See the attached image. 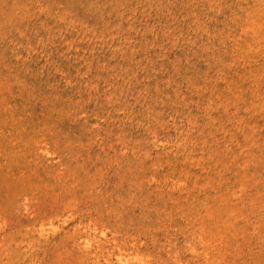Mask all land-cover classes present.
I'll use <instances>...</instances> for the list:
<instances>
[{
  "label": "rangeland",
  "instance_id": "1",
  "mask_svg": "<svg viewBox=\"0 0 264 264\" xmlns=\"http://www.w3.org/2000/svg\"><path fill=\"white\" fill-rule=\"evenodd\" d=\"M0 264H264V0H0Z\"/></svg>",
  "mask_w": 264,
  "mask_h": 264
}]
</instances>
